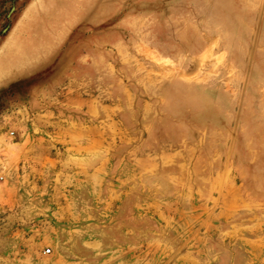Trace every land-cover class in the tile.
I'll use <instances>...</instances> for the list:
<instances>
[{"label": "rangeland", "instance_id": "374dc122", "mask_svg": "<svg viewBox=\"0 0 264 264\" xmlns=\"http://www.w3.org/2000/svg\"><path fill=\"white\" fill-rule=\"evenodd\" d=\"M0 264H264V0H0Z\"/></svg>", "mask_w": 264, "mask_h": 264}, {"label": "trees", "instance_id": "16d2710c", "mask_svg": "<svg viewBox=\"0 0 264 264\" xmlns=\"http://www.w3.org/2000/svg\"><path fill=\"white\" fill-rule=\"evenodd\" d=\"M23 83H25V80L19 81V82L15 83L14 85H20V84H23Z\"/></svg>", "mask_w": 264, "mask_h": 264}, {"label": "built area", "instance_id": "2783aa9c", "mask_svg": "<svg viewBox=\"0 0 264 264\" xmlns=\"http://www.w3.org/2000/svg\"><path fill=\"white\" fill-rule=\"evenodd\" d=\"M50 252H51V250H50V249H47V250H46V253H50Z\"/></svg>", "mask_w": 264, "mask_h": 264}]
</instances>
